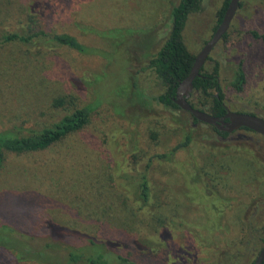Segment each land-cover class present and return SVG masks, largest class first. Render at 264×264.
<instances>
[{"label": "rangeland", "instance_id": "1", "mask_svg": "<svg viewBox=\"0 0 264 264\" xmlns=\"http://www.w3.org/2000/svg\"><path fill=\"white\" fill-rule=\"evenodd\" d=\"M0 2L21 10L14 17L13 10L7 17L0 16V25L17 24L29 8L50 31L73 34L84 44L111 53L120 35L112 40L100 31L134 32L119 45L113 61L54 46L29 65L32 49L0 46V130L25 120L32 107L64 98L66 92L75 93L82 104L96 106L88 125L58 144L41 152H4L0 222L22 224L29 217L44 215L95 234L106 215L111 216L112 226L136 230L117 211L103 210L109 199L120 196L108 186L115 167L107 140L112 131L121 129V152L131 148L136 153L133 159L138 164L130 168L134 173L146 172L151 208L168 219L160 222L158 232L165 233L162 240L169 249L156 247L136 257L147 264H251L264 245V135L240 128L222 136L211 124L195 121L189 112L154 102L150 96L163 93L165 87L153 72L147 70L132 79L131 72L138 65L122 69L129 57L141 59L159 48L178 0ZM222 3L202 0L188 16L183 40L192 54L213 35ZM253 30L264 35V0H240L227 40L221 38L215 44L202 71L218 67L224 102L230 110L264 117V41L252 36ZM237 70L245 76L240 89L230 84ZM74 81L80 85L78 91ZM189 101L211 111L212 96L193 90ZM20 134L27 132L20 129ZM187 135L191 142L186 148L166 158L159 156L171 152ZM169 219L180 222L179 229ZM149 229L141 227L143 233ZM20 264L44 263L28 260Z\"/></svg>", "mask_w": 264, "mask_h": 264}, {"label": "trees", "instance_id": "2", "mask_svg": "<svg viewBox=\"0 0 264 264\" xmlns=\"http://www.w3.org/2000/svg\"><path fill=\"white\" fill-rule=\"evenodd\" d=\"M201 1L178 0L171 8L169 30L159 48L144 54L141 59L137 56L129 57L122 68L126 70L127 67L138 65V68L131 72L132 79L147 70L153 72L158 82L165 87V91L151 95L150 98L162 106L180 108L174 101L176 89L180 81L190 72L195 58L183 40V31L188 16L198 9ZM229 1L223 0L215 29L221 22ZM10 10H13L11 14L13 17L21 12L19 7L5 6L0 2V16L7 17ZM35 14L28 8L25 18L17 24L0 25V46L16 44L26 47L27 51L32 49L29 51V65L31 62L34 63L46 48L50 49L54 46H67L82 54L97 55L113 61V54L119 51V45L122 46L124 41L130 39L134 33L115 28L100 31L112 40L120 35L121 40L117 42L115 52L111 53L99 47L86 45L73 34L50 31L48 27L39 23ZM227 31L222 36L223 41L227 40ZM250 34L264 41L263 34L254 30L250 31ZM202 68L203 66L200 75L193 80L194 90L206 96H212V107L209 112L215 116H221L225 114L227 106L221 90L218 67L215 66L212 72L202 71ZM244 81V73L237 70L230 84L240 89ZM74 83L78 91L76 86L80 85L75 81ZM211 90L217 91V94L212 95ZM78 99L75 93L66 92L64 98L59 96L43 107H32L25 120L13 122L10 128L0 130V164L4 152H41L58 144L71 133L85 128L96 106L82 104ZM193 119L198 120L195 117ZM213 128L222 136L226 137L229 134L214 126ZM20 129L25 130L27 134H20ZM241 129L249 130L247 127ZM118 130L120 131H112L107 140L110 161H113L115 167L111 181L107 185L113 194L120 196L109 199L110 202L105 203L103 210L111 213L117 211L118 215H122L129 223L136 225L137 229L128 230L126 227L112 226L111 216L106 215L102 216L103 219L98 222L95 234L57 222L44 215L37 218L29 217L22 224L0 222V264H20L28 260L44 264H147L143 259L136 257V254L145 250L151 251L156 247L160 250L169 249L162 240L166 236L165 233L158 232L160 222L164 223L168 219L160 218L157 212L152 210L151 189L146 172L134 173L130 168L131 164H138L135 162L137 159H133L136 153L131 148L128 153L121 152L124 145L119 142L118 136L122 130ZM190 142L191 136L187 135L183 141L174 146L171 152L162 153L159 156L169 157L180 148H186ZM151 161L152 157L148 165ZM135 179L138 180L134 185ZM218 211L221 212V207ZM169 222L179 229L180 222L173 219H169ZM142 226L149 227V232L143 233ZM253 262L254 260L251 264ZM261 264H264V260Z\"/></svg>", "mask_w": 264, "mask_h": 264}, {"label": "water", "instance_id": "3", "mask_svg": "<svg viewBox=\"0 0 264 264\" xmlns=\"http://www.w3.org/2000/svg\"><path fill=\"white\" fill-rule=\"evenodd\" d=\"M239 2L240 0L229 1L221 22L215 29L211 38L206 41L201 50L195 55L194 63L188 75L182 81H180L176 89L174 101L181 109L189 112L196 119L211 124L219 130L231 132L242 127H247L259 134L264 135V117L260 115L250 112L233 111L227 109L225 114L221 116H215L206 110L195 107L189 101V97L194 90V78L200 75L201 67L209 57L213 47L228 30L230 23L240 6ZM263 260L264 245L256 255L253 264H261Z\"/></svg>", "mask_w": 264, "mask_h": 264}, {"label": "flooded vegetation", "instance_id": "4", "mask_svg": "<svg viewBox=\"0 0 264 264\" xmlns=\"http://www.w3.org/2000/svg\"><path fill=\"white\" fill-rule=\"evenodd\" d=\"M227 109H229L228 107H226ZM226 113V112H225Z\"/></svg>", "mask_w": 264, "mask_h": 264}]
</instances>
